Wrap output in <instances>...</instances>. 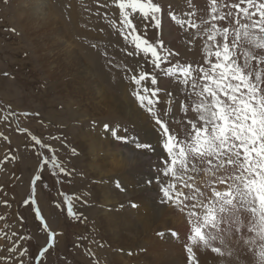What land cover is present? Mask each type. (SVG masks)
Masks as SVG:
<instances>
[{
  "label": "rangeland",
  "instance_id": "1",
  "mask_svg": "<svg viewBox=\"0 0 264 264\" xmlns=\"http://www.w3.org/2000/svg\"><path fill=\"white\" fill-rule=\"evenodd\" d=\"M48 1L60 16L57 17L59 22L56 30L61 28L64 31V39L68 38V42L83 58L82 63L86 62L88 65V50L97 51L100 63L89 67L95 74V83L84 77L78 78V70L73 66H69L66 71L58 70L57 76L52 78L48 70L52 67L55 55H58V48L48 36L46 43L39 38V32L44 33L43 35L48 33V25L41 24L37 27L31 18H19L17 14L20 10L15 8L17 0H0V264H21V260L24 264H115L114 253L127 256L130 252L127 246L119 247L120 234H117L113 220H107L101 198L108 195L109 200L114 201L120 199L119 194H122L124 199L138 204L140 199L135 198L138 193L139 198L154 200L157 194L150 197L151 194L139 192L148 186L145 182L149 177L160 175L157 171V153L136 149L133 144H129V149L123 148L128 144L115 140L111 135V129H118L120 135H137L143 142L155 143V137L149 131L152 122L148 120L146 110L139 103L137 107L133 106L134 103H127L124 97L114 92L118 76L125 75V82L132 81L130 77L140 72L143 59L127 55L132 46L121 35L119 0ZM21 2L19 6L22 5ZM153 2L161 5L163 27L162 30H157L149 26L145 38L149 41L163 39L167 48L179 52L178 56L171 58L173 63L179 60L181 63L207 67L204 63L207 37L198 35L197 29L188 28L185 31L180 28L168 16L169 11L183 20L189 19L187 13L193 12L191 19L197 24L201 23V19L206 20L208 23L201 26V32L204 27L215 23L218 28L228 27L231 39L233 29L239 28L236 24V9H232L231 23L228 20H213L211 0ZM238 3L239 0H216V15L227 13L232 4ZM133 17L138 19L139 13L129 15V19ZM239 19L240 24L247 23L242 14ZM140 31L145 30L141 27ZM106 35H110L112 39H121L120 43L115 44L112 39L109 41ZM77 47L81 48L80 52ZM58 58L60 59L55 62L65 67L64 56ZM239 62H243L242 55ZM145 70L151 71L150 66L146 65ZM102 71L107 73L105 79ZM157 78V87L162 90L158 93L160 102L155 106L156 110L160 114L171 110L168 122L182 137V125L175 121L180 120L187 127V120L196 116L191 107L198 102V98L195 95L189 97V86L180 84L174 77L169 78L161 72ZM95 84L99 88L102 86L100 94L95 90ZM147 86L152 87L150 80L147 81ZM181 104L188 107L187 113L180 110ZM105 124L109 125V132L104 131ZM125 128L128 129L127 132L123 131ZM81 133L86 140L80 142L78 136ZM33 137L40 144H36ZM100 139L108 142L104 149H100L101 157L97 158V163L107 165L106 168L99 169V177L88 163V160L94 159V155H90L87 149L96 145V141ZM118 143L123 144L119 146ZM124 155L125 161H120ZM135 175L142 176L136 180ZM190 175L193 180L189 182L203 190V183L208 177L203 173ZM37 176L41 177L39 181L36 180ZM113 176L117 179L119 177L124 183L122 185H126L124 191L116 189L115 183L109 187L110 191L102 186L104 181L112 180ZM161 180L165 183L173 182L177 188L182 183L179 178L173 177L161 176ZM184 180H188L187 174ZM150 187H155L157 193L158 185L155 181ZM94 188L98 191L96 196ZM183 191L188 193L187 188ZM144 207L150 208V205L145 204ZM37 208L44 217L43 221L36 216ZM170 208L173 217L169 221L177 220V223L181 222V225L183 223L187 227V209L182 212L173 205ZM69 209L72 215H69ZM137 209L121 207L116 201L107 208L112 219L117 213L129 214ZM139 218L136 220L138 223ZM121 228L124 231L127 229L125 226ZM132 233L130 230L126 232L130 238ZM107 235L112 238V242L106 238ZM15 241H18L20 250L27 249L24 257L19 256V251H7ZM45 247L48 251L40 257L39 252ZM174 247L176 246H171L168 252L172 256L171 264L176 259L172 251ZM111 248L113 260L110 258ZM212 260L217 261L215 258ZM153 261L157 260L150 258L145 262L161 264ZM125 264L130 263L125 261ZM137 264L143 262L139 261Z\"/></svg>",
  "mask_w": 264,
  "mask_h": 264
},
{
  "label": "snow or ice",
  "instance_id": "2",
  "mask_svg": "<svg viewBox=\"0 0 264 264\" xmlns=\"http://www.w3.org/2000/svg\"><path fill=\"white\" fill-rule=\"evenodd\" d=\"M245 4L247 6H243ZM211 5L213 20L230 23L232 9H236L239 28L233 29L231 39L229 28H218L215 23L201 32V26L208 22L201 19L197 24L191 19L193 12L187 13V20L168 12L180 28L185 31L194 28L198 35L207 37L205 67L179 60L173 63L171 58L179 52L167 48L163 39L149 41L145 38L149 26L162 30L163 10L159 3L119 0L121 35L132 46L127 55L143 59L140 72L130 77L136 85L132 94L149 114L147 118L152 122L149 131L155 143L143 142L137 135H120L118 129H111V135L124 144H133L136 149L158 154L160 175L149 177L145 182L149 187L153 181L158 185L150 207L156 210L173 205L182 212L187 209L188 230L182 242L185 264H201L200 253L205 251L215 254L219 264H245V261L246 264H264V0H239L220 15H216V0H211ZM131 13H139V18L129 19ZM241 14L247 23L240 24ZM141 27L144 32L140 31ZM241 55L242 63L239 62ZM146 65L151 71L145 70ZM161 72L189 86V97L198 98L191 107L196 116L187 120V127L182 121H175L182 125V137L168 122L171 110L160 114L155 107L160 102L158 93L162 89L157 87V77ZM149 80L152 87L147 86ZM180 110L187 113L188 107L181 104ZM109 130V125L105 124L104 131ZM33 139L40 144L35 137ZM190 173H203L208 177L203 190L189 182L193 180ZM186 174L188 180H184ZM161 176L179 178L181 186L165 183ZM40 179L36 177L37 181ZM115 187L124 191L126 185L117 179ZM184 188L188 189L187 194ZM130 206L139 207L137 203ZM72 214L69 209V215ZM36 216L44 220L39 208ZM157 235L163 237L165 233ZM170 235L179 238L178 231L170 230ZM7 251H19L20 257L27 253V249H19L18 241ZM47 251L45 247L39 256Z\"/></svg>",
  "mask_w": 264,
  "mask_h": 264
},
{
  "label": "bare ground",
  "instance_id": "3",
  "mask_svg": "<svg viewBox=\"0 0 264 264\" xmlns=\"http://www.w3.org/2000/svg\"><path fill=\"white\" fill-rule=\"evenodd\" d=\"M19 2H21V0H17L16 5H15V8L20 10L19 13L17 14L19 16V18H21V17L31 18L30 20H32L35 23V26H37V27H39L41 24H43L42 26H44V24L48 25L49 31H48V33L46 32V35H43L44 33L41 34V32L38 31L39 32V38L43 39L45 42L46 38H47L46 36H48V39L50 41L54 40V44H55L56 48H58V51H57L58 55H55L56 57L52 61V67L48 70V73H50V76L52 78H54L55 76H57L56 72H58V70H63V71L65 70L66 71L69 66H73V67H76V69L78 70V73H77L78 78L82 79L84 77V79H88V81L91 80L92 83H95V81L93 80V79H95V76H94L95 74H93L90 71L89 67L94 65V64L98 65V63H100L98 61V58H100V57H99V54L97 53V51H94V50L86 51V58L88 59V65H86V62L82 63L83 58L80 57V55L76 52V50H74V47H72V45L69 43L70 41L68 42V38L66 40L64 39V34H65V33H63L64 31L61 28H60V30H56V28H58L59 20H57V17L59 16V14L55 10L52 9V5L50 4V2L48 0H23L21 2L22 5H20L21 7L19 6V4H20ZM54 9H55V7H54ZM74 12H77V11L74 10ZM49 26H51V27H49ZM59 27H61V26H59ZM110 30H112V29L110 28ZM35 31H37V30H35ZM113 31L115 32V30H113ZM37 33L35 32V34H37ZM115 35H116V32H115ZM44 37H45V39H44ZM106 37L108 38L109 41H110V39H112L110 35H106ZM40 40H39V43H40ZM120 40L118 38L114 37V39H112V42H115V44H116V42L120 43ZM111 44H110V46H111ZM77 49L79 50L78 52H80L81 48L79 49L77 47ZM84 49H86V48H84ZM51 53H53V52H51ZM99 53H100V51H99ZM60 56H64L63 60L66 64L65 67H63L61 64H59V63L57 64V62H55L56 59H60V58H58ZM89 59H91V60H89ZM93 61H94V63H93ZM55 63L57 65H55ZM110 63H111V61H110ZM82 64H85L84 67H81ZM102 65H104V64H102ZM106 67H108V66H106ZM110 69H111V67H110ZM81 70L84 72H82ZM106 70H104V71H106ZM116 72L118 73L119 70L117 69ZM116 72H115V74H117ZM103 74H104V72H103ZM111 74H113V73H111ZM123 76L125 77V75H121V77L118 76V78L116 79V85H115L116 90L114 89L115 90L114 92H116L117 94H120L122 97H124V99L127 101V103L128 102L134 103L133 106L137 107V104L139 102L136 99V97L132 94L136 89V85L132 81L125 82L123 80ZM105 77H107V73L104 74V79H105ZM86 83H88V82H86ZM94 88H95V90L97 89L99 91V94L101 93L102 86L99 88L98 85L95 84ZM128 108H129V106H128ZM123 109H124V107H123ZM129 112H131V108L129 109ZM78 138L80 139V142L86 140L83 133H81L78 136ZM104 141L105 140L100 139L99 141H96V145L88 147V149H87L89 151L90 155H94V159L88 160V163L90 164V166H92V168H93L92 171L95 172L99 177L101 176L100 174H98L99 169H104L107 167L106 163H101V164L97 163L98 162L97 158L101 157L100 149H104L107 142H108L107 141L105 143ZM121 144H123V143H121ZM121 144L118 143L117 145L120 146ZM130 147L131 146L129 144L126 146H123V148H126V149H129ZM126 155H124L120 161H125ZM106 176H108V175H104V177H106ZM141 176L142 175H135L136 180H138V178H140ZM118 179H119V177H118ZM116 180H117V178L113 176L112 180L104 181L102 183V186L107 188V190H108L109 187L113 186V184L115 183ZM122 184H124V183L122 182ZM110 189H113V188H110ZM108 191H110V190H108ZM93 193L95 194V196L98 195L97 189L94 188ZM103 193H105V192L103 191ZM139 193L151 194L150 197H152V195L157 194L156 188L155 187H149V186H146L144 188V190H142ZM137 194L135 195V198L140 199L138 201V204H139L138 209L136 211H131L129 214L124 213V212L117 213V214H115L113 219H112V217H110V216H112V214L107 210L109 205H111L114 201H116L117 204L121 207L125 206L128 208H132L130 205H131V203H133V200L124 199L122 197L123 196L122 194H119L120 199H117L114 201H110L108 195L104 198H101V200H100L102 203H104V205L102 204V206H105L104 208H105L107 220L108 221L113 220V224H114L115 228L117 229V234H120L119 243H118L119 247L122 248L123 246H127L126 248L130 252V254L127 256H121L118 253H114L115 264H119V262H120V264H125V261H128V263H130V264H137L139 261H142L143 264H147L145 261L150 259V258L157 260V261H153L155 263H157L159 261V262H161V264H171L172 256H169L171 254L168 255V252L170 251L171 246H176V247H174L173 250L171 249L175 253L174 255L176 257L174 263L175 264H185L186 257H185V254H184V251L182 248V242L184 239V234L188 230L187 227H185V225L183 223L181 225L180 224L181 222L177 223V220H174V222L169 221L170 217H173V213H172V210L170 208V205H168L166 207H157L156 210H153L151 207L145 209V207H144L145 204L150 205L152 200H150V199L147 200L145 198H139ZM132 209H134V208H132ZM140 216H141V218H139ZM138 218L140 219V223L136 222V220H138ZM124 226L127 227V229L125 231L123 230L124 228H121ZM110 230H112V228ZM129 230L133 232L131 234L132 235L131 238L128 236V234H126V232ZM170 230L178 231L179 238L172 237L170 235ZM158 232H163V233H165V235L163 237L160 235H157ZM112 234L115 235V232L112 231ZM106 238H108L112 242V238L109 235H107ZM110 241H109V243H110ZM132 242H133V244H132ZM110 252H111L110 258H111V260H113L112 248L110 249ZM132 254H134V255H132ZM200 258H201V264H214V263L219 262L218 257L215 254H211L210 251L201 252ZM214 258L217 259V261H215V260L213 261L212 259H214ZM173 259H174V257H173Z\"/></svg>",
  "mask_w": 264,
  "mask_h": 264
}]
</instances>
